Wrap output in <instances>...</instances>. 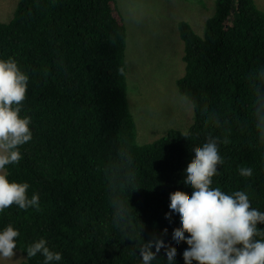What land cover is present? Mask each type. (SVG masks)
Returning a JSON list of instances; mask_svg holds the SVG:
<instances>
[{
  "label": "trees",
  "instance_id": "1",
  "mask_svg": "<svg viewBox=\"0 0 264 264\" xmlns=\"http://www.w3.org/2000/svg\"><path fill=\"white\" fill-rule=\"evenodd\" d=\"M214 1L202 34L178 23L185 72L177 87L193 122L144 144L129 102L118 0H20L13 18L0 21V59L13 58L28 76L20 115L32 132L4 174L39 196L38 208L0 212V229L19 231L15 250L27 255L43 238L61 253L59 264H140L139 244L159 242L184 264L188 245L171 243L179 220L164 218L170 197H190L183 170L210 139L222 158L211 187L245 191L264 212V10L255 0ZM42 261L37 254L20 264Z\"/></svg>",
  "mask_w": 264,
  "mask_h": 264
},
{
  "label": "clouds",
  "instance_id": "2",
  "mask_svg": "<svg viewBox=\"0 0 264 264\" xmlns=\"http://www.w3.org/2000/svg\"><path fill=\"white\" fill-rule=\"evenodd\" d=\"M28 76L13 58L0 59V212L15 204L19 209L39 207V196L29 198V185L9 181L3 174L6 165L21 159L19 146L32 139L30 117L21 116V102L25 99ZM188 140L187 136H183ZM190 165L183 170L182 183L191 188L190 197L176 194L169 198L165 222L178 218L179 230L171 235L172 245L183 241L188 247L182 253L184 264H264V212L250 207L245 191L228 194L219 187H211L217 166L222 163L217 142L210 139L190 152ZM241 176H250L251 168H241ZM126 215L122 209L120 219ZM188 234L187 236L185 234ZM19 231L11 224L0 229V260L12 258ZM167 237L168 233H162ZM26 258L39 254L42 264H59L61 253L50 250L41 238L27 246ZM140 264H177V253L162 243L142 241L138 246Z\"/></svg>",
  "mask_w": 264,
  "mask_h": 264
},
{
  "label": "rangeland",
  "instance_id": "3",
  "mask_svg": "<svg viewBox=\"0 0 264 264\" xmlns=\"http://www.w3.org/2000/svg\"><path fill=\"white\" fill-rule=\"evenodd\" d=\"M20 0H0V21L8 22ZM214 0H118L127 27L126 63L129 102L139 144L152 142L171 129H187L193 106L180 94L177 79L185 72L184 43L178 23L189 22L202 34L215 12ZM264 10V0H255ZM4 174V170H3ZM26 255L15 250L0 264H20Z\"/></svg>",
  "mask_w": 264,
  "mask_h": 264
}]
</instances>
